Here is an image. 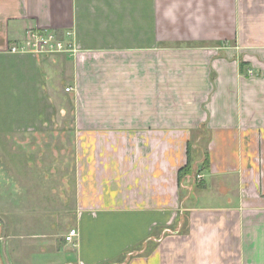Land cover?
I'll return each mask as SVG.
<instances>
[{
  "label": "crops",
  "instance_id": "0c3cea01",
  "mask_svg": "<svg viewBox=\"0 0 264 264\" xmlns=\"http://www.w3.org/2000/svg\"><path fill=\"white\" fill-rule=\"evenodd\" d=\"M28 30L76 52L11 53ZM62 119V264H264V0H0V141Z\"/></svg>",
  "mask_w": 264,
  "mask_h": 264
},
{
  "label": "rangeland",
  "instance_id": "374dc122",
  "mask_svg": "<svg viewBox=\"0 0 264 264\" xmlns=\"http://www.w3.org/2000/svg\"><path fill=\"white\" fill-rule=\"evenodd\" d=\"M62 112L63 119L73 120L70 108ZM63 119L35 140L0 141V264H62L57 245L75 221L76 151ZM7 159L14 170L6 168Z\"/></svg>",
  "mask_w": 264,
  "mask_h": 264
},
{
  "label": "built area",
  "instance_id": "2783aa9c",
  "mask_svg": "<svg viewBox=\"0 0 264 264\" xmlns=\"http://www.w3.org/2000/svg\"><path fill=\"white\" fill-rule=\"evenodd\" d=\"M71 33L63 38L55 32H42L37 30H28L22 44H14L11 46L10 52L19 53H34V54H55V53H75L76 49L73 42L70 40ZM70 91V89H67ZM202 177L198 176V180ZM78 235L77 230L73 229L66 237V241L72 242Z\"/></svg>",
  "mask_w": 264,
  "mask_h": 264
},
{
  "label": "trees",
  "instance_id": "16d2710c",
  "mask_svg": "<svg viewBox=\"0 0 264 264\" xmlns=\"http://www.w3.org/2000/svg\"><path fill=\"white\" fill-rule=\"evenodd\" d=\"M206 163L208 164L207 160H206ZM190 172H191V164H190V158H189V162L187 166L181 169L179 173V179H182L184 176L188 175Z\"/></svg>",
  "mask_w": 264,
  "mask_h": 264
}]
</instances>
